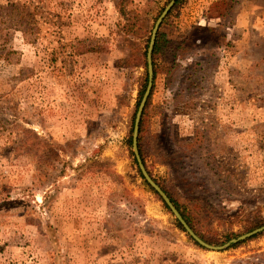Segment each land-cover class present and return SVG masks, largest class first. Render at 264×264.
I'll list each match as a JSON object with an SVG mask.
<instances>
[{
	"label": "rangeland",
	"instance_id": "374dc122",
	"mask_svg": "<svg viewBox=\"0 0 264 264\" xmlns=\"http://www.w3.org/2000/svg\"><path fill=\"white\" fill-rule=\"evenodd\" d=\"M170 1L0 0L31 16L0 18V264H264V232L194 243L134 159ZM157 33L140 158L221 246L264 226V0H178Z\"/></svg>",
	"mask_w": 264,
	"mask_h": 264
},
{
	"label": "water",
	"instance_id": "95a60500",
	"mask_svg": "<svg viewBox=\"0 0 264 264\" xmlns=\"http://www.w3.org/2000/svg\"><path fill=\"white\" fill-rule=\"evenodd\" d=\"M178 0H171L169 4L165 7V9L162 11L158 19L156 20L154 27L151 32V37L149 41V45L147 48V53H146V66H147V84L146 88L144 90L143 96L141 98L140 104L138 106L136 115H135V120H134V126H133V132H132V139H131V146H132V152L134 159L136 161L138 170L141 174V177L143 180L146 182V184L151 188V190L157 195V197L161 200L163 205L169 210L171 215L175 218L177 223L180 225V227L183 229V231L192 239L194 243H196L199 247L202 249H205L207 251L211 252H223L226 251L227 249L231 248L232 246L243 242L247 239H250L254 237L255 235H258L262 232H264V226L259 227L257 229H254L253 231L246 233L242 236L237 237L236 239H232L228 241L227 243L221 245V246H214L206 243L202 239H200L194 231L188 226L186 221L183 219L179 211L176 209L174 204L170 201L168 196L164 193V191L157 185V183L150 177L148 174L146 168L143 165V162L140 158L139 151H138V129H139V123L140 119L142 116V112L144 110V107L146 105V102L149 98L152 86H153V81H154V71H153V65H152V52H153V47L156 39V35L158 32V29L160 25L162 24L164 18L167 16L169 11L173 8V6L176 4Z\"/></svg>",
	"mask_w": 264,
	"mask_h": 264
},
{
	"label": "trees",
	"instance_id": "16d2710c",
	"mask_svg": "<svg viewBox=\"0 0 264 264\" xmlns=\"http://www.w3.org/2000/svg\"><path fill=\"white\" fill-rule=\"evenodd\" d=\"M231 2L235 3V2H238V0H230V3ZM0 10L2 11V13L0 14V18L6 17L7 20H8V24L7 25L16 26L19 29V31L23 33V35H26L27 28H28V26L30 24L29 19H30L31 16L29 14H24V12H22V10H20L18 8V6H16L15 4H8L7 6L0 7ZM223 23H224L223 24V28H225V31H227L228 30V22H226V19H224ZM8 28H10V27H8ZM160 48H161V46H160V35H159V33H157L156 39H155V43H154V47H153V52H152V65L153 66H154L153 60H154L155 56L157 55V53L159 52ZM153 71H154V79H155V75H156L155 74V70L153 69ZM146 84H147V76H145L144 88L146 87ZM152 91H153V86H152L149 98H148V100L146 102V105L144 107V110L142 112V116H141L140 124H139V130H138V151H139L140 157H141V151H140V145H139V143H140L139 134H140V131H141L142 119H143L144 113L146 111V108H147V106H148V104L150 102V99H151V96H152ZM142 93H143V90L141 91V95H142ZM170 201L174 204V206L179 211V213L181 214L183 219L186 221V223L192 228L189 219L187 217H185V215L180 211L178 204L176 202H174L172 199H170ZM255 228H257V227H255ZM204 241H206V240H204ZM208 243H210V242L208 241Z\"/></svg>",
	"mask_w": 264,
	"mask_h": 264
}]
</instances>
